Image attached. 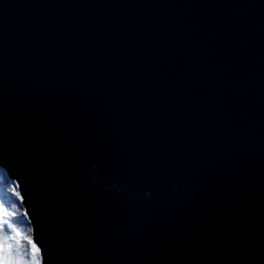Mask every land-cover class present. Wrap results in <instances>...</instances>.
Wrapping results in <instances>:
<instances>
[{"label":"water","instance_id":"1","mask_svg":"<svg viewBox=\"0 0 264 264\" xmlns=\"http://www.w3.org/2000/svg\"><path fill=\"white\" fill-rule=\"evenodd\" d=\"M0 168L40 264H264V0H0Z\"/></svg>","mask_w":264,"mask_h":264},{"label":"rangeland","instance_id":"2","mask_svg":"<svg viewBox=\"0 0 264 264\" xmlns=\"http://www.w3.org/2000/svg\"><path fill=\"white\" fill-rule=\"evenodd\" d=\"M3 170V168H2ZM20 201V197H19ZM10 214H14L17 217H21V214L19 212L21 211L18 209L16 205H12L10 207ZM6 219L11 220L12 218L9 216L8 212L6 211L3 201L0 198V222L5 221ZM23 220H26V218H22ZM6 226L2 229H0V264H12L13 261L19 262V264H33V261H38V264H40V254H39V248L34 243V241H31L29 231L31 229V226L29 225V222H20L12 225L13 232L16 234V246L17 249L21 248L23 253L17 254L16 251H13L12 248H14V245L9 238V235L6 234ZM33 246H35V251Z\"/></svg>","mask_w":264,"mask_h":264},{"label":"trees","instance_id":"3","mask_svg":"<svg viewBox=\"0 0 264 264\" xmlns=\"http://www.w3.org/2000/svg\"><path fill=\"white\" fill-rule=\"evenodd\" d=\"M19 197H20L19 190H18L16 183L8 177V175L5 173L4 170H2V168H0V198L3 201V205L6 209V211L8 212L9 216L12 218L11 220L5 218V221H7L8 223H10L12 225L16 224V223H20V222H27L28 217L26 216L25 210L22 206L21 198L19 201ZM13 204L16 205L18 207V209L21 210L19 212V214H21V217H17L13 213L10 214L11 213L10 207ZM22 218H26V220H23ZM29 225H30V223H29ZM6 234L9 235V238L11 239L12 243L14 242L13 243L14 248H12V250L16 251L17 254H19V253L22 254L23 253L22 249L21 248L17 249L18 243L16 246V242H18V241L16 240V234L13 232V229L7 228ZM28 234H30V239H31V241H33L31 229H30Z\"/></svg>","mask_w":264,"mask_h":264},{"label":"snow or ice","instance_id":"4","mask_svg":"<svg viewBox=\"0 0 264 264\" xmlns=\"http://www.w3.org/2000/svg\"><path fill=\"white\" fill-rule=\"evenodd\" d=\"M7 227L9 229H12V224L8 223L7 221H2L0 222V229L4 228V227ZM14 230V229H13ZM34 250H35V246H33ZM35 251H38V250H35ZM12 264H19V262L17 261H13ZM33 264H38V261H33Z\"/></svg>","mask_w":264,"mask_h":264},{"label":"bare ground","instance_id":"5","mask_svg":"<svg viewBox=\"0 0 264 264\" xmlns=\"http://www.w3.org/2000/svg\"><path fill=\"white\" fill-rule=\"evenodd\" d=\"M27 216V215H26ZM27 221L29 222V219L27 218ZM30 223V222H29Z\"/></svg>","mask_w":264,"mask_h":264}]
</instances>
